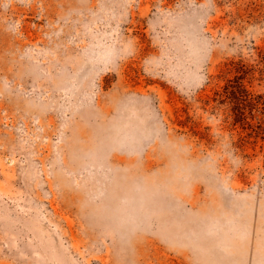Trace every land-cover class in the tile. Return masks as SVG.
<instances>
[{
    "label": "rangeland",
    "instance_id": "rangeland-1",
    "mask_svg": "<svg viewBox=\"0 0 264 264\" xmlns=\"http://www.w3.org/2000/svg\"><path fill=\"white\" fill-rule=\"evenodd\" d=\"M0 264H264V0H0Z\"/></svg>",
    "mask_w": 264,
    "mask_h": 264
}]
</instances>
